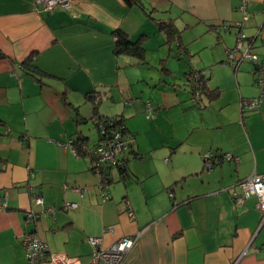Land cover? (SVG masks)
<instances>
[{
    "label": "crops",
    "instance_id": "1",
    "mask_svg": "<svg viewBox=\"0 0 264 264\" xmlns=\"http://www.w3.org/2000/svg\"><path fill=\"white\" fill-rule=\"evenodd\" d=\"M141 1L145 10L71 0L47 12L34 0H0V264H26L27 232L81 261L90 258L87 237L108 246L133 236L121 264H264L256 197L236 206L230 196L237 181L264 174V90L260 106L240 111L242 99L259 95L258 74L249 60L225 62L238 30L243 49L250 41L264 58V0L247 1L241 29L240 0ZM115 31L139 41L144 60L114 54ZM194 71L204 88L192 101ZM141 85L147 94L135 91ZM111 116L131 143L118 157L123 170L100 191L90 157L73 144L95 146L97 119ZM39 196L56 212H42ZM27 211L39 215L25 223Z\"/></svg>",
    "mask_w": 264,
    "mask_h": 264
},
{
    "label": "built area",
    "instance_id": "2",
    "mask_svg": "<svg viewBox=\"0 0 264 264\" xmlns=\"http://www.w3.org/2000/svg\"><path fill=\"white\" fill-rule=\"evenodd\" d=\"M247 1L240 0L239 10L242 13L241 21L235 22L234 27L241 29L243 22L248 19ZM36 5H40L44 11L52 12L56 7L70 9L71 0H34ZM225 31H229L230 27L223 26ZM237 45L233 49L226 51V63H238L241 60H249L255 66L258 74L256 80L257 86L260 90L259 95L252 99H242L239 103L240 111L252 110L260 106L262 102V91L264 90V58L259 59L257 55L250 52V41L243 49L241 45L245 40V35L238 30L236 37ZM204 73L202 71H194L189 86L192 90L191 100L200 94L202 87V78ZM147 118L153 117L152 107L149 102L146 103ZM96 128L99 134V140L93 147H87L83 144L82 149L90 157V167L99 178L98 188L100 191L106 185L107 177L111 178L114 169H120L123 166L122 161L118 159L119 155L125 152L131 139L126 135L123 121L119 117L98 118L96 121ZM9 134L8 128L3 132ZM1 138V135H0ZM224 161H236L237 158L226 153L223 155ZM213 167L212 155L209 152L203 154V168L204 170H211ZM107 173V174H106ZM105 175V176H104ZM105 177V178H104ZM235 186L238 190L232 189L230 196L233 203L239 206L243 201L255 196V208L260 212V220L258 223V230L264 231V174H252L236 182ZM75 191L80 192V189ZM107 196L102 195V201H106ZM6 197L0 196V211L6 209ZM33 203L36 206L42 207V212L53 214L56 208L45 206L42 197H35ZM65 209L75 208V203L65 202L62 206ZM129 217H132V211L128 208ZM39 213L27 211L25 213V223L35 219ZM110 227L108 230H111ZM135 238L133 236H124L114 243L104 246L102 237H87V242L91 247L90 258L87 261H81L78 257H70L62 253L50 252L48 246L34 233H26L23 237V247L25 249L26 264H121L134 244ZM264 248V245H263Z\"/></svg>",
    "mask_w": 264,
    "mask_h": 264
},
{
    "label": "trees",
    "instance_id": "3",
    "mask_svg": "<svg viewBox=\"0 0 264 264\" xmlns=\"http://www.w3.org/2000/svg\"><path fill=\"white\" fill-rule=\"evenodd\" d=\"M123 1L129 7L137 6V7L141 8L142 10H145L141 0H123ZM151 12H152L151 10L147 11L148 14H150ZM159 26L166 33H168L169 35L173 36L174 30H173V25L172 24L166 23V22H161V23H159ZM113 34L116 37V40H115V43H114V49H113L114 54H116V55L124 54V55H129V56L135 57V58H137L139 60H144V49H143L142 46H140L139 41H131L123 33L119 32V31H115V32H113ZM192 74H193V72L190 73V78H189L188 81L191 80ZM203 84H204V76L202 78V87H201V90H200V94H201V92L203 91V88H204ZM90 99L92 101L95 100L94 96L90 97ZM99 118H102V117H99ZM103 118H108V117H103ZM83 144H84L83 141H78V140H76L74 142V144H73L74 145V150H75V152H76V154L78 156L86 154L85 151L82 149ZM123 168H124V166H122L118 170L122 171ZM105 180L108 183L110 181L109 176L107 177V179L105 178Z\"/></svg>",
    "mask_w": 264,
    "mask_h": 264
},
{
    "label": "rangeland",
    "instance_id": "4",
    "mask_svg": "<svg viewBox=\"0 0 264 264\" xmlns=\"http://www.w3.org/2000/svg\"><path fill=\"white\" fill-rule=\"evenodd\" d=\"M157 69H158V67H154V68L149 67L148 69H146V72L148 74H151L152 76H155L158 72ZM144 71H145V69H144ZM135 91L138 92L139 95L148 93V89L146 88V86H142V85L140 87L135 88ZM133 100L134 99H132V101ZM103 104H105V101H103ZM111 117H113V116H111ZM84 126L91 127V130L93 129L91 126V122H89V121L86 124H84ZM8 129H9V131H11V129L9 127H8Z\"/></svg>",
    "mask_w": 264,
    "mask_h": 264
},
{
    "label": "bare ground",
    "instance_id": "5",
    "mask_svg": "<svg viewBox=\"0 0 264 264\" xmlns=\"http://www.w3.org/2000/svg\"><path fill=\"white\" fill-rule=\"evenodd\" d=\"M246 60V59H245ZM27 233H31V232H27ZM26 234V233H25Z\"/></svg>",
    "mask_w": 264,
    "mask_h": 264
}]
</instances>
